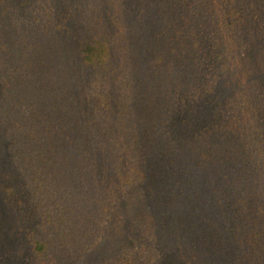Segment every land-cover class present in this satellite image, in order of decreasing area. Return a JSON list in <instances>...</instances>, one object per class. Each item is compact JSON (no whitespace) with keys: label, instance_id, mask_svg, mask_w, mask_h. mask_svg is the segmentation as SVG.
<instances>
[{"label":"trees","instance_id":"obj_1","mask_svg":"<svg viewBox=\"0 0 264 264\" xmlns=\"http://www.w3.org/2000/svg\"><path fill=\"white\" fill-rule=\"evenodd\" d=\"M17 3L0 0V224L23 237L18 264L117 247L135 192L147 213L127 229L143 250L167 247L171 264H264V0ZM116 51L130 58L121 68ZM239 64L244 85L216 93L215 117L195 123ZM7 242L0 226L3 264Z\"/></svg>","mask_w":264,"mask_h":264},{"label":"rangeland","instance_id":"obj_2","mask_svg":"<svg viewBox=\"0 0 264 264\" xmlns=\"http://www.w3.org/2000/svg\"><path fill=\"white\" fill-rule=\"evenodd\" d=\"M17 1H18L17 4H19L21 11H24L27 8V6H24L23 8V3H22L23 1L32 2V0H17ZM67 1H70V0H64V3ZM124 26L126 25L124 24ZM53 40L57 42L56 39H53ZM52 44H53V47L48 46L49 49H52L51 56L56 62V65L60 67L61 65L65 64L66 62L65 57L61 51H57L56 53H54L56 46L53 42ZM69 53L71 57H73L74 54L72 52H69ZM115 56H116L115 57L116 58L115 59L116 68H121L124 65V62H125L124 57L130 60L127 54L120 53L118 51L115 52ZM140 56L142 58L140 61L143 62L144 56H142L141 53H134L131 57L132 61L139 58ZM83 74L84 72L78 69H76L73 72L74 76L82 77ZM246 76H247V72H245V77ZM116 77L121 80L124 78V75L119 73L116 75ZM222 82L223 84L221 88L215 89L211 95L206 97L205 101L200 102L201 104L199 103V105L196 106L198 108H195V110H192L193 112L192 118L194 119V122L199 124L200 126L202 125L204 126L206 124V121H207L206 118L215 117L217 113L216 108H217L218 102H215V98L218 97V95H215L216 93L220 91L221 94H224L223 99H222V101H224L225 98H227L228 96H232L236 91H238L244 85V64H241V65L239 64L238 67L236 69H233V71L229 73L227 78L226 79L224 78ZM227 84L228 85L235 84L236 87H231L230 90L223 89L222 87H224ZM237 85L240 86V88H238ZM57 98L59 100H64V103L62 105H65V106L69 105V101L65 94L60 93ZM205 103H208L207 104L209 106L208 109H202L201 105L205 107L204 106ZM172 122L178 127V130L183 127V125L181 124V120L178 118V112H176L175 115L173 116ZM138 193L139 192H135L131 195V202L129 203L128 201V203L125 204L121 212L122 219L119 220L117 222V225L115 226V231H116L115 235H116V239L119 242L118 246L114 247L112 250H109V251H106V249H104V251H101V252L91 253L90 255H88L87 259H83L82 261L77 262V264H109L111 260L112 261L116 259L121 260L123 258L136 256V255L141 257V260L143 259L144 261H146L147 264H154L155 260H157L156 264H171V259H173V256H172L171 251L167 247H163L159 245L158 248L162 247V249H159V251L157 250L155 253H149L147 247H146V250H143V246H145V239L136 240V238L141 237V235L137 234L136 231H135L134 239L132 240V238H130V235H129L130 231L127 228L133 226V224L137 223V220L140 219L141 216L147 213V210H144L146 208V205L144 204V202H141L140 198H136ZM7 224L8 226H6L5 228L4 226L0 224V226L6 230L7 241H9L7 242L8 244L7 251L3 253L4 258H6L5 264H18V262L16 261V259L18 260V257H13V254L15 252V254L18 256V253H19L20 254L19 258L22 260V252H23V257H25L24 250H23L24 240H23L22 235L17 230L14 231L11 225L9 223ZM3 236H4V233H3ZM147 240L152 242V239L147 238ZM147 245L149 246V244L146 242V246ZM162 254L169 255L171 259L169 256H166L167 260H161L160 256ZM224 254L227 257H229V259H233L234 257L233 250L228 247L226 248ZM1 259H2V256H0V264H3ZM64 263L74 264V263H69L68 261Z\"/></svg>","mask_w":264,"mask_h":264}]
</instances>
